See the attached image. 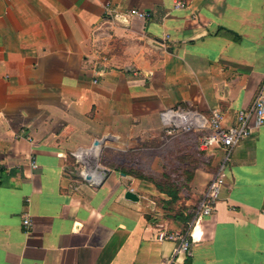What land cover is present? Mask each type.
<instances>
[{"label":"crops","instance_id":"1","mask_svg":"<svg viewBox=\"0 0 264 264\" xmlns=\"http://www.w3.org/2000/svg\"><path fill=\"white\" fill-rule=\"evenodd\" d=\"M262 90L264 0H0V264H264V124L191 219L189 253L103 163L164 134L167 109L229 127ZM96 143L99 184L83 178Z\"/></svg>","mask_w":264,"mask_h":264},{"label":"rangeland","instance_id":"2","mask_svg":"<svg viewBox=\"0 0 264 264\" xmlns=\"http://www.w3.org/2000/svg\"><path fill=\"white\" fill-rule=\"evenodd\" d=\"M172 134L164 132L152 142L132 147L125 154L107 150L110 153L106 152L108 158L106 156L103 163L139 176V179L132 178L142 182L137 193L152 226L179 230L181 225L174 219L175 215L193 212L194 216L216 159L198 150L196 135ZM155 186L177 191L178 201L168 205V198L160 195Z\"/></svg>","mask_w":264,"mask_h":264},{"label":"built area","instance_id":"3","mask_svg":"<svg viewBox=\"0 0 264 264\" xmlns=\"http://www.w3.org/2000/svg\"><path fill=\"white\" fill-rule=\"evenodd\" d=\"M185 8L183 3H175L174 9ZM128 16L139 19H148L149 16L138 11H131ZM163 130L169 136L172 132L196 135L198 150L206 152L209 156L218 157V165L207 183L206 189L200 199L193 221L210 217L215 212L216 204L224 188L223 171L229 163L232 152L236 146L248 139L251 134L264 124V90L260 91L245 111L238 113L234 124L226 127L224 117L219 113L205 115L197 110L184 107H175L160 114ZM90 155V153H88ZM85 154L84 156H88ZM87 164L86 160H83ZM85 164V165H86ZM87 166V167H86ZM85 166L84 179L99 184L102 176L91 173L88 165ZM185 232L178 230L161 229L158 231V241L174 242L178 246V253L190 252V227ZM23 225L28 226L29 220L24 218Z\"/></svg>","mask_w":264,"mask_h":264},{"label":"trees","instance_id":"4","mask_svg":"<svg viewBox=\"0 0 264 264\" xmlns=\"http://www.w3.org/2000/svg\"><path fill=\"white\" fill-rule=\"evenodd\" d=\"M116 170L125 176H131L139 179V176L133 175L130 172H126L122 167L120 168L117 167ZM155 188L160 195H164L168 198V201H166L168 205H173L178 201L177 191L173 190L172 188L170 187L163 188L159 186H155ZM192 217H193V212L188 213L187 215H184L183 213L175 215L174 219L181 225V228L178 231L185 232L188 228V224L190 223Z\"/></svg>","mask_w":264,"mask_h":264},{"label":"water","instance_id":"5","mask_svg":"<svg viewBox=\"0 0 264 264\" xmlns=\"http://www.w3.org/2000/svg\"><path fill=\"white\" fill-rule=\"evenodd\" d=\"M100 150H101L100 145H98L96 143L94 145V147H93V152H92V154H93V157H92L93 162L98 161ZM102 172H104L105 175L108 174V171L105 170V169H103ZM124 199L127 200V201H130V202H134V203H137L139 201V197L136 194H134L133 192H131V191H128V192L125 193ZM187 264H189V263H187Z\"/></svg>","mask_w":264,"mask_h":264},{"label":"bare ground","instance_id":"6","mask_svg":"<svg viewBox=\"0 0 264 264\" xmlns=\"http://www.w3.org/2000/svg\"><path fill=\"white\" fill-rule=\"evenodd\" d=\"M92 155V157H93V154H91ZM93 161V160H92ZM89 169V171L91 172V173H93V174H95V175H97V167L95 166V164H94V162H92V165H90V167L88 168Z\"/></svg>","mask_w":264,"mask_h":264}]
</instances>
